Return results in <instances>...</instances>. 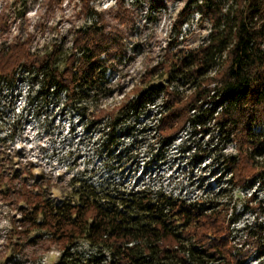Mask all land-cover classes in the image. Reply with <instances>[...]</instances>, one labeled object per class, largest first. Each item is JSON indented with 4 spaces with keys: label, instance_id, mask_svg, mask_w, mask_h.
<instances>
[{
    "label": "clouds",
    "instance_id": "obj_1",
    "mask_svg": "<svg viewBox=\"0 0 264 264\" xmlns=\"http://www.w3.org/2000/svg\"><path fill=\"white\" fill-rule=\"evenodd\" d=\"M159 2L160 0H22L18 3L17 0H0V28H6V31L0 32V60L4 62H8L17 49H23L35 59L47 56L60 44H63L64 48V56L60 59H66L76 52L74 41L78 30L87 31L96 27L102 28L106 36L125 37L126 44L129 33H133L130 38L131 43L150 41L153 45L150 53L138 56L127 68L120 69L119 74L107 84L108 91L93 89L87 98L76 102L78 108H87L90 120L101 121L91 133L87 134L85 132L87 124L79 123L81 117L79 115L73 117L71 109L63 114V119L61 118V109L74 102L67 98L68 94H62L59 103L50 105L46 111L42 110L43 105L34 102V98L42 89L45 79L43 73H40L38 79L34 81V74L21 76L18 72L14 88L0 81V90L6 97V99L0 98V140L6 141L0 144V160L8 156L12 158L11 163H6L0 168V172L8 171L13 165L30 170L28 190L35 192L46 190V195L55 200H64L72 193L73 188L81 186L74 180L89 181L98 191L107 182L111 185L109 191H119L124 194L148 192L154 201L159 193L173 199H183L192 194L190 203L194 200L218 199L222 204L228 205L227 216L232 215L233 207L239 211L243 204L258 192L259 182L246 191L241 189L240 178L245 175L243 172L229 173L225 181L235 180L236 184L235 186L228 183L221 184L215 192H220L221 188L229 191L218 197L214 194H205L196 188L198 178L209 175L213 161L218 157L236 156L240 159H248L247 153L251 151V146L243 145L238 135H233L230 141L222 140L216 121L223 119L221 116L223 107L217 110L215 118L208 125L212 131L206 135L199 133L189 139V132L192 131L189 125L168 150V163L163 171L158 175L152 173L150 177L144 176L140 183H137V178L143 175L147 163L152 159V154L159 148L160 137L156 132L146 136L138 135L137 139L142 140L143 143L133 148L130 156L139 158V167L127 179L124 178L127 173H124V176L120 173L124 166L131 163V160L126 159L122 166L105 151L104 145L108 139L106 133L111 131V121L136 96L138 89L144 86L142 78L147 75L148 70L166 60L167 45L171 40L176 38L184 41L185 43L180 44V47L197 52L216 43L212 37L213 33L217 36L223 33L230 41L220 55L215 57L214 66L209 67L201 77L199 87L185 85L179 88V92L183 94V102L187 104L196 97L200 89L205 87L214 89L226 79V72L241 42L239 25L233 26L230 22L236 19L244 21L248 24L249 33H258L264 26V18H262L264 10L256 7L264 4V0H214L219 5L217 15L222 20L218 26L205 18L201 11L195 10L190 20L181 22V13L187 7L188 0H164L167 4V12L157 23L147 24L145 18L149 14L150 7L153 3ZM197 3L206 8V0H197ZM16 12H23V15H14ZM177 23H180L178 34L174 31ZM201 24L203 27L200 26ZM137 30L138 35L135 34ZM65 36L68 37L67 42L63 41ZM253 44L254 46L259 44L261 51H264V39L253 41ZM76 54L79 55L78 52ZM128 54L134 55L131 44L128 46ZM21 62L23 58L13 60L14 66L17 67ZM60 67L63 68L64 65L61 64ZM163 103L164 99L161 98L149 107L157 110ZM253 107L254 105L248 108L249 114H252ZM38 111L39 116H37ZM196 114L195 108L189 113L190 116ZM158 121L159 117H156L147 123L154 124ZM258 130L259 125L254 131ZM194 141H199L201 147L209 151L210 155L195 169L177 171L180 165L187 166L189 159L198 150L192 147L183 154V159L176 162L172 161V157H181L179 148ZM132 144L133 138L126 137L121 149ZM19 150L23 151V157L16 156ZM249 165L251 172L247 173L246 178H251L252 172H258L264 167V155L255 156L254 160L249 159ZM40 174L46 177L47 183L42 187L33 188L34 177ZM215 179V176L211 177L212 181ZM4 184H8L7 179ZM3 186L0 184V187ZM20 186V182H16L15 185L9 184V187L20 188ZM258 196L260 200H264V191H260ZM73 203L78 206V198L74 199ZM17 205L28 206L24 198L15 196L8 199L0 198V264H5L7 258L12 255H15L22 264H58L63 253V244L53 235L55 228L45 230L44 238L36 245H26L29 237L35 236L40 230L34 229L24 236L18 235L27 226L13 221V217L19 220L24 216L23 212L17 210ZM252 207L258 208V201H252ZM72 215L73 217L77 215L75 210ZM93 215L94 213H89L85 221L91 223ZM41 219H43L42 215H38L37 220ZM256 222L264 224V215L259 211L246 214L232 225L233 234L245 229L246 225L252 226ZM104 239L107 240L108 237L105 236ZM247 240V232L242 231L232 244L247 252L250 247V245L246 246ZM21 243L26 246L22 251L17 252L15 246ZM137 243V240H129L126 246L132 248ZM188 243L185 241L186 245ZM89 244L90 241L86 238H79L78 248L73 249V252L89 249ZM89 250L95 251V248ZM109 259H111L110 255ZM262 261L264 257L253 261V264H262Z\"/></svg>",
    "mask_w": 264,
    "mask_h": 264
},
{
    "label": "trees",
    "instance_id": "obj_2",
    "mask_svg": "<svg viewBox=\"0 0 264 264\" xmlns=\"http://www.w3.org/2000/svg\"><path fill=\"white\" fill-rule=\"evenodd\" d=\"M256 7L264 10V4ZM194 10L201 11L216 26L222 23L217 15L219 5L214 0H206V8L199 6L197 0H188L187 7L181 13V22L189 19ZM230 23L239 25L241 42L222 83L214 89H200L187 104L179 92L181 86L177 85L183 80L191 82L190 86L199 87L201 77L209 67L214 66L215 57L230 41L223 33L219 36L213 33L216 43L199 52L185 48L172 52L167 48L166 60L148 70L142 78L144 86L138 89L136 96L120 113H130L136 118L146 106L155 104L160 94L164 103L156 110L159 121L152 125V129L159 135L164 148L189 124L194 128L199 126V131L204 130L205 121H212L217 110L223 107V119L217 120L216 126L229 140L233 135H238L243 145L251 146L248 159L236 156L225 158L229 172L245 174L240 178L241 187H247L255 180L264 186V167L252 172L251 178H246L247 173L251 172L249 159L264 155V51H261L259 44H253V41L264 39V26L258 33H249L248 24L244 21L236 19ZM175 26L180 29V23ZM123 39L120 35H104L100 27L78 30L74 41L76 52L62 60L63 68L57 65L60 55L58 45L47 56L35 59L23 49L14 50L8 62L0 60V81L12 86L20 67L27 72L35 69L37 79L40 73L44 74L42 89L45 95L66 93L67 98L74 101L66 106H74L78 110L76 102L87 98L91 90L107 91L105 71L110 67L107 59L114 53L122 55ZM20 58H23V62L18 67L14 66L13 60ZM158 69L164 82L155 86L150 82ZM253 105V112L249 114L248 108ZM193 108L197 114L190 116ZM80 109L83 111L78 113L83 116L86 108ZM117 125L115 118L110 124L111 131L107 132L108 138L115 137ZM258 125L259 130L254 131ZM74 182L81 186L73 188L72 193L62 201L49 198L46 190L29 191L25 182H20V188L15 190L16 197L26 199L28 205L20 207L24 216L18 220V224L27 227L18 235H27L39 229L29 240L36 243L44 238L45 230L55 228L53 235L63 244L58 264H105V261L107 264H244L254 249L255 256L264 255V224L256 222L241 229V232H247L246 246L250 245L249 251L236 248L232 242L239 233L233 234L226 204L218 199L194 200L190 203L187 198L173 199L159 193L154 201L148 192L124 194L109 191L111 185L107 182L99 191L89 181ZM231 182L235 186L236 181ZM45 183L47 180L41 175L35 176L33 188L42 187ZM4 185L1 189L6 187ZM220 192L214 196L222 195ZM77 198L78 206L73 203ZM255 198L253 195L249 201H258V208L255 209L264 215V201ZM74 210L77 213L75 217L72 215ZM89 213H94L91 223L85 221ZM38 215H42L43 219L37 220ZM79 238L89 240V249L95 248V251L85 249L73 252L78 248ZM129 240H137L138 243L129 248L126 246ZM185 241L189 243L186 245ZM15 248L17 252L21 249L19 244Z\"/></svg>",
    "mask_w": 264,
    "mask_h": 264
},
{
    "label": "rangeland",
    "instance_id": "obj_3",
    "mask_svg": "<svg viewBox=\"0 0 264 264\" xmlns=\"http://www.w3.org/2000/svg\"><path fill=\"white\" fill-rule=\"evenodd\" d=\"M17 2L20 3V2H22V0H17ZM167 10H168L167 4L164 2V0H160L159 3H153L149 9L148 16L145 18L147 21V24L157 23L159 21L160 17L165 12H167ZM14 15L22 16L23 12H16V13H14ZM190 16L192 17V14ZM191 17L187 20H190ZM187 20L185 22H187ZM200 26L203 27V24H201ZM3 31H6V28H0V32H3ZM174 31L178 34L180 29H177V27L175 26ZM135 34L138 35L139 31L137 30ZM132 35H133V33H129L128 43L127 44L125 42L123 43L122 55L117 56L114 53V54H112V56H110L107 59V64H109L108 66H110V67H108L105 71L106 86H107V84H109L111 82L112 79H114L119 74L121 68H127L132 63V61L135 58H137L138 56L150 53V50L153 47L151 42L150 41H143V42L137 41L135 43H131L130 38ZM67 39H68L67 36L63 37L64 42H67ZM123 40L125 41V37ZM171 43H172V45H170ZM183 43H185V42L179 41L178 39L174 41V39H173L168 43L167 48L170 49L172 52H176L177 50L182 48L179 45L183 44ZM129 44H131V51H132V53H134V55L128 54ZM58 46H59V54L60 55H59L58 60H57V65L60 66L62 64V60H63V59H60V57L64 56V48H63V44H60ZM18 72L20 73L21 76H23L24 74H28V73L34 74L33 80L34 81L37 80V78L35 77L37 74V71L35 69H32L30 72L29 71L27 72L24 68L20 67L18 69ZM163 82H164V78L162 77L160 70L159 69L155 70V72L153 74V79L150 83L155 85V86L156 85L158 86L159 84H161ZM177 85L181 86V88H182L185 85L190 86L191 82L180 80V82H178ZM9 87L10 88L16 87V83L14 82L12 84V86H9ZM42 90L43 89H41V91L34 98V102H39L41 105H43L42 110L46 111V110H48L50 105L54 106L55 104L59 103L61 95H62L61 92L58 93V95L51 94V93L45 95L44 94L45 90H43V91ZM122 90H123V88H121V91ZM107 91H108V89H107ZM109 94H110V91H109ZM0 98L6 99V97H4L2 94V90H0ZM158 99H161L160 94L158 95V97H156V101ZM69 109L72 110L73 117L76 115H79L81 117V120L79 121V123H86L87 124V127L85 129L86 134L91 133L96 128V125L101 123L100 120H90L89 119V116L87 114V108L84 109L85 112H83V116H82L78 113V111H81L82 109L78 108V110H77V108H75L74 106H65L64 109H61L60 115H61L62 119H63V114ZM39 115H40V112L38 111L37 116H39ZM156 117H157L156 110H153L152 108H150L149 105L146 106L145 109L142 111V113L139 114V116H137L136 118L133 116V114H130V113L127 114L125 112L119 113L117 115L116 122L118 125H117L116 131L114 133L115 137L109 136V138L105 142L104 149L107 152L109 157H113L117 161V163L121 164L122 166H123L124 161L126 159L131 160V163L124 166L123 171L120 173L122 176H124V173H127V176L124 177L125 179H127L128 176H131V173L133 171H135L136 169H138V167H139V158L138 157L132 158L130 156L131 150L133 148L137 147L139 144L143 143V141L140 139H137V137L140 134H145V136H146L147 134L154 132V130L152 129L154 127V126H152L153 124H149L147 122L150 120H154ZM129 121L131 123H129ZM210 122L211 121H208V120L205 121V127H204V130H202V131H199V129L197 127L194 128L192 124H189L192 128V131L189 132V139H192L193 137H195L199 133H203L206 135L208 132L212 131V128H210L208 126L210 124ZM189 125H187L182 131H184ZM73 130H74V128H73ZM180 133L175 137V139L179 138ZM219 134H220L222 140H229V138L225 137L221 131ZM106 135H107V133H106ZM129 136H131L133 138V144L127 146L126 148L121 149V145L123 144L124 139L126 137H129ZM202 138L203 137L201 136V139ZM174 140L171 141L167 146H164V148H163V145L161 144V142L158 140L159 148H157L156 151L152 154L151 161L149 163H147L143 175L141 177L137 178V183H140L141 180L144 178V176L150 177L152 173H156L158 175L159 172L163 171L164 166L168 163V158H167L168 157V150L170 149ZM3 143H6V141L0 140V144H3ZM151 147L152 146H150V148ZM192 147L197 148V150H198L197 153H195L192 156V158L189 159L187 166L180 165L177 168V171L187 170L188 168L195 169L203 162V160L207 159L208 156L210 155L209 151H207L205 148L201 147L199 141H194L192 144H185L184 146L180 147L179 151L182 153V156L181 157H172V161L176 162L177 160L183 159L184 158L183 154L190 151ZM23 155H24V153L22 150H19L16 152V156L23 157ZM225 158L226 157H223V158L218 157L215 161H213V166H211V171H210L209 175L201 176L196 181V188L197 189L202 190L203 193H205V194H216L217 192H215V189L217 187H219L221 184L228 183V184L232 185L231 180L225 181V177L230 173L229 169L227 168ZM11 160H12L11 156H8L5 159L0 160V168H2L4 166V164H6V163H11ZM201 171H204V169H201ZM30 174H31L30 170L22 169L21 167H17L15 165H13L8 171L0 172V184L4 185V181L6 179L8 181V184H6V187L4 188L5 190L1 189V187H0V198L8 199V198L13 197V196L16 197V194H15L16 188L15 187H9V184L15 185L16 182H25L27 184V187H28V175H30ZM192 174H194V173H192ZM40 175L44 179H46V177L43 174H40ZM213 176L216 177L215 181L211 180V177H213ZM256 183H257V181L255 180L249 186L241 187V189L243 191H246ZM261 185L262 184L260 183V189H258V192L253 194L256 197L255 200H259L258 193L260 191H264V186H261ZM221 190H222V192H220V194H224V193L229 191L228 189H225V188H221L220 191ZM191 196H192V194H189V196H186L184 198L191 200ZM13 203H14V201H13ZM20 207H21V205H17L18 211H20ZM226 208L228 210L227 204H226ZM256 211H257V209H255V208L253 209L251 201H246L239 211H237L235 209V207H233L232 215L227 216L230 218V220H232L231 227L233 224H235L239 220H241L246 214H248V213L254 214ZM13 221L18 224V220H16L15 217H13ZM239 232H241V230L237 231V233H239ZM22 236H24V235H22ZM30 238L31 237H29V239L27 240L26 245H36L38 243V242H36V243L30 242L29 241ZM39 241H41V240H39ZM19 245L21 247V249L19 251H22L23 248L26 246L24 243H21ZM255 251L256 250L254 249L252 254L244 261V264H253V261L258 260L261 257H264V255H262L261 257L255 256V254H254ZM5 264H22V262L18 261L16 259L15 255H12V256H9L7 258V260L5 261ZM262 264H264V261H262Z\"/></svg>",
    "mask_w": 264,
    "mask_h": 264
}]
</instances>
